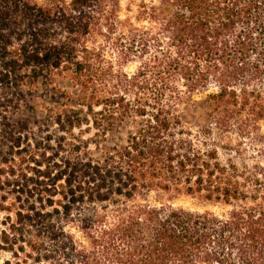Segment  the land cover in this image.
<instances>
[{"label": "trees", "instance_id": "obj_1", "mask_svg": "<svg viewBox=\"0 0 264 264\" xmlns=\"http://www.w3.org/2000/svg\"><path fill=\"white\" fill-rule=\"evenodd\" d=\"M122 1L0 0V252L264 264V0Z\"/></svg>", "mask_w": 264, "mask_h": 264}, {"label": "rangeland", "instance_id": "obj_2", "mask_svg": "<svg viewBox=\"0 0 264 264\" xmlns=\"http://www.w3.org/2000/svg\"><path fill=\"white\" fill-rule=\"evenodd\" d=\"M135 0H123L121 3V8L123 10L122 15L123 17L127 16V9L130 6L131 3H133ZM137 69V67L135 65L129 67L127 69L128 72L132 73L135 72ZM32 122L33 119L30 117V115L28 114H24V115H16V116H10L7 119V122H9L11 125H16L19 123H23V122ZM51 133L52 136L54 137H59L60 133L58 132V130L56 128H52L51 129ZM261 134L264 136V127L261 130ZM19 135H17L18 137ZM91 136H87V138H90ZM14 138H16V136H14ZM35 139H39L38 135L34 136L31 134H27V135H22L21 136V144H22V148L26 147L28 148L29 146L31 147V143L35 141ZM1 141H3V136L0 133V148L5 149L6 153H7V147L10 145L8 142H4L3 144H1ZM249 145V144H248ZM16 151V150H15ZM165 200H169L170 203H172V205H174L175 207H179V208H184V209H188L191 211H196V212H214L217 214H221L224 212V209L221 207H215L213 205H209L205 202H203L199 197H191L188 196L186 194H175L171 196H164ZM3 220V215L0 214V224L1 221ZM1 228V225H0ZM13 264L12 258L10 255L0 252V264Z\"/></svg>", "mask_w": 264, "mask_h": 264}]
</instances>
